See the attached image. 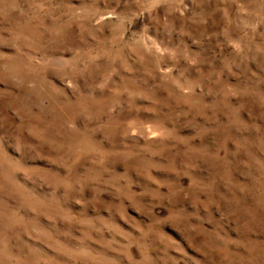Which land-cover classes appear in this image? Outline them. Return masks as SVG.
Returning <instances> with one entry per match:
<instances>
[{
	"label": "rangeland",
	"instance_id": "obj_1",
	"mask_svg": "<svg viewBox=\"0 0 264 264\" xmlns=\"http://www.w3.org/2000/svg\"><path fill=\"white\" fill-rule=\"evenodd\" d=\"M0 264H264V0H0Z\"/></svg>",
	"mask_w": 264,
	"mask_h": 264
}]
</instances>
